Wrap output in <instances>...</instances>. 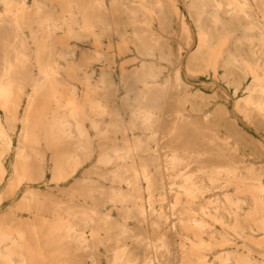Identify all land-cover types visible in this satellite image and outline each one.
Wrapping results in <instances>:
<instances>
[{"label": "bare ground", "instance_id": "1", "mask_svg": "<svg viewBox=\"0 0 264 264\" xmlns=\"http://www.w3.org/2000/svg\"><path fill=\"white\" fill-rule=\"evenodd\" d=\"M0 264H264V0H0Z\"/></svg>", "mask_w": 264, "mask_h": 264}]
</instances>
